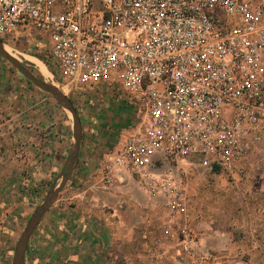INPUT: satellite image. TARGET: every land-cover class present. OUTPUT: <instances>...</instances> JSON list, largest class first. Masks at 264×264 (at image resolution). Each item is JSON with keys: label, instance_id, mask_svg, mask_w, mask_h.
<instances>
[{"label": "built area", "instance_id": "2783aa9c", "mask_svg": "<svg viewBox=\"0 0 264 264\" xmlns=\"http://www.w3.org/2000/svg\"><path fill=\"white\" fill-rule=\"evenodd\" d=\"M30 30L74 86L128 95L136 130L103 182L125 173L149 198H165L164 235L209 264L191 224L189 167L242 177L264 147V0H0V39ZM165 162L176 172L159 171Z\"/></svg>", "mask_w": 264, "mask_h": 264}, {"label": "crops", "instance_id": "0c3cea01", "mask_svg": "<svg viewBox=\"0 0 264 264\" xmlns=\"http://www.w3.org/2000/svg\"><path fill=\"white\" fill-rule=\"evenodd\" d=\"M23 35L0 40L6 44ZM38 38L46 40L40 33ZM24 40L28 50L8 44L35 70L22 62L24 66L59 89L57 83L73 85L50 62L49 47L47 53L30 52L32 42ZM0 64L4 115L0 124V264H13L17 243L33 213L53 184L62 180L74 145V123L51 92L17 68ZM101 87L111 93L90 99L88 118L81 117L68 96L82 123L79 156L71 177L29 238L25 264H194L186 255L176 256L180 253L177 241L164 235L165 198H149L125 173L116 175L111 185L104 184V165L136 130L138 119L128 95L107 84ZM259 165L264 168V147L253 149L248 171L236 177L237 185L242 182L249 189L253 179L249 174ZM250 193L243 202L237 192V222L196 219L192 213L201 251L216 253L223 261L237 256L244 258L242 264H264V195L251 203Z\"/></svg>", "mask_w": 264, "mask_h": 264}, {"label": "rangeland", "instance_id": "374dc122", "mask_svg": "<svg viewBox=\"0 0 264 264\" xmlns=\"http://www.w3.org/2000/svg\"><path fill=\"white\" fill-rule=\"evenodd\" d=\"M29 40L32 42L31 51L30 52H38L47 53L48 47H50V43L47 40L44 42H40L41 40L38 38V32L35 30H30L20 38L14 39L5 45L11 44L16 45L19 49H26L25 40ZM37 45V47L34 44ZM13 56L17 57L21 62H23L26 66L31 69L34 67L28 62L27 59L24 58L22 54L13 50V46L11 47ZM33 50V51H32ZM50 51V49H49ZM4 63L6 65H10L14 67L6 58L0 55V63ZM30 64V65H29ZM1 65V64H0ZM35 70V69H34ZM112 85L116 84L111 82ZM57 85L70 97L73 99L77 108L80 112L81 117L88 118V110L90 100L92 97L96 99H100L102 96L106 97L110 92L109 89L101 86L91 87L89 85L84 86H74L71 84H58ZM114 91L118 90L115 86L112 88ZM111 89V90H112ZM108 90V91H107ZM112 91V92H114ZM111 93V92H110ZM116 93V92H114ZM95 100V99H94ZM105 106V105H101ZM261 154V153H260ZM175 164L173 162H165L163 164L158 163L157 169L159 171H172L176 172ZM189 184L187 186L189 195L191 197V207H190V217H192V213H194V218L196 219H205V220H213V222H237V192L241 194L242 201L246 198L249 199L247 194L251 192V203L257 201V196L264 195V168L259 167L255 168L249 176H253L250 181V184L247 185L249 189H244V185H237V178H232L227 174H224L220 171L210 170L208 168L200 167L199 165L190 166L189 167ZM134 180V178H130ZM135 181V180H134ZM137 184V182L135 181ZM104 186V185H103ZM246 187V188H247ZM255 198V199H254ZM36 208V206H35ZM166 216L165 220L169 221L170 215L169 211L163 213ZM192 219V218H191ZM20 237V235H19ZM237 237V231H236ZM176 243V242H175ZM184 254L180 251V253L176 254V256L182 257ZM212 258L209 261V264H242L240 261H244L243 259H237V256L228 261H223L219 258L216 253H211ZM178 257V259H179ZM247 259V258H245ZM245 264V263H244Z\"/></svg>", "mask_w": 264, "mask_h": 264}, {"label": "water", "instance_id": "95a60500", "mask_svg": "<svg viewBox=\"0 0 264 264\" xmlns=\"http://www.w3.org/2000/svg\"><path fill=\"white\" fill-rule=\"evenodd\" d=\"M0 55L6 58L15 68L18 69L22 74H24L29 80H31L34 84L38 85L42 89H45L51 92L63 105L66 109L71 113L73 118V129H74V145L69 157V160L66 164L65 172L63 174L62 180L60 184H53L50 191L42 201V203L37 207L35 212L33 213L31 219L29 220L26 228L24 229L15 249L13 264H25L24 256L27 249L28 241L33 231L37 227L39 221L43 217L44 213L47 209L54 203L59 193L62 191L65 186L67 180L71 177L73 170L75 168L82 140V123L80 115L72 102V100L65 94L61 89L57 86L46 82L42 78L33 74L26 66L22 64V62L9 53L0 40Z\"/></svg>", "mask_w": 264, "mask_h": 264}, {"label": "bare ground", "instance_id": "6f19581e", "mask_svg": "<svg viewBox=\"0 0 264 264\" xmlns=\"http://www.w3.org/2000/svg\"><path fill=\"white\" fill-rule=\"evenodd\" d=\"M5 49H6L9 53H13V52H12V49H11V47H10L9 45H5ZM38 63L40 64V68H41V70L44 72V74H45L46 76L49 75L50 72L47 70V68L45 67V65H44L42 62H40V61H38Z\"/></svg>", "mask_w": 264, "mask_h": 264}, {"label": "trees", "instance_id": "16d2710c", "mask_svg": "<svg viewBox=\"0 0 264 264\" xmlns=\"http://www.w3.org/2000/svg\"><path fill=\"white\" fill-rule=\"evenodd\" d=\"M216 171H219L218 168H215Z\"/></svg>", "mask_w": 264, "mask_h": 264}]
</instances>
